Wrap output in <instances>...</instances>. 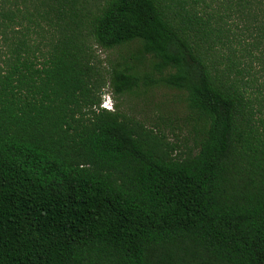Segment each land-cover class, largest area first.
<instances>
[{
	"label": "trees",
	"instance_id": "16d2710c",
	"mask_svg": "<svg viewBox=\"0 0 264 264\" xmlns=\"http://www.w3.org/2000/svg\"><path fill=\"white\" fill-rule=\"evenodd\" d=\"M0 28V264H264V0H0ZM134 40L198 115L187 154L102 106L91 41Z\"/></svg>",
	"mask_w": 264,
	"mask_h": 264
},
{
	"label": "rangeland",
	"instance_id": "374dc122",
	"mask_svg": "<svg viewBox=\"0 0 264 264\" xmlns=\"http://www.w3.org/2000/svg\"><path fill=\"white\" fill-rule=\"evenodd\" d=\"M9 42L2 38L0 28V67H4V60L11 53ZM91 60L100 83L104 85L101 91L103 107L118 109L158 129L178 146L182 154L196 146L201 133L197 126L198 115L188 105L187 92L161 81L170 69L157 70V59L144 52L141 40L110 49L91 41ZM119 68H129L139 77V84L133 90L117 93L111 86L113 71ZM260 79L264 81V73H260Z\"/></svg>",
	"mask_w": 264,
	"mask_h": 264
}]
</instances>
